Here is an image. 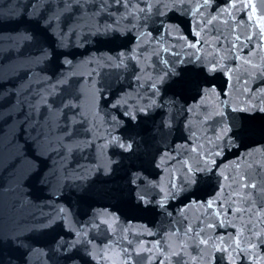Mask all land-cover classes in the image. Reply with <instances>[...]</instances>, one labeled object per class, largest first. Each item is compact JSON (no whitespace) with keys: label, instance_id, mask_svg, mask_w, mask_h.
<instances>
[{"label":"water","instance_id":"obj_1","mask_svg":"<svg viewBox=\"0 0 264 264\" xmlns=\"http://www.w3.org/2000/svg\"><path fill=\"white\" fill-rule=\"evenodd\" d=\"M0 264H264V0H0Z\"/></svg>","mask_w":264,"mask_h":264}]
</instances>
